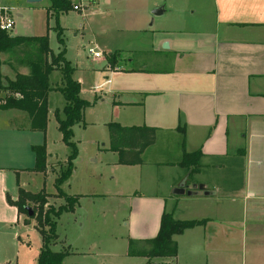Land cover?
I'll return each instance as SVG.
<instances>
[{
	"label": "crops",
	"instance_id": "0c3cea01",
	"mask_svg": "<svg viewBox=\"0 0 264 264\" xmlns=\"http://www.w3.org/2000/svg\"><path fill=\"white\" fill-rule=\"evenodd\" d=\"M137 7L149 12L162 7L161 15L172 7L179 15L169 25L149 12L140 26L130 16L116 18ZM100 8L110 20L102 31L104 40L111 38L104 49L107 56L116 53L105 58L99 70L104 81L94 86L104 89V98L97 99L110 111L102 127L116 122L157 129L141 164H119L109 136L98 148L112 167L127 168L136 181L132 199L148 222L145 233L133 229L129 238H153L163 212L176 220H205L173 236L175 257L129 256L126 243L123 258L132 264H264V0H93L90 9ZM190 8L201 16L183 18ZM126 32L133 38L113 46L114 39H127ZM1 116L12 123H0V146L10 139L16 154L0 153V174L11 178L1 181L0 194L2 199L9 190L14 201L19 189L30 192L18 179L37 172L31 170V147L43 143L38 137L43 133L30 130L22 111L0 110ZM196 151L198 168L190 173L183 152ZM20 156L25 163H9ZM180 186L184 193L174 194ZM103 253L104 259L113 258Z\"/></svg>",
	"mask_w": 264,
	"mask_h": 264
},
{
	"label": "rangeland",
	"instance_id": "374dc122",
	"mask_svg": "<svg viewBox=\"0 0 264 264\" xmlns=\"http://www.w3.org/2000/svg\"><path fill=\"white\" fill-rule=\"evenodd\" d=\"M74 1L76 0L70 2ZM169 3L172 2L167 4ZM48 6V0L40 2L0 0V16H7L12 20L13 27L9 31L11 34L47 35L48 46L54 55L62 49L57 33L60 30L66 49L64 58L73 68L70 77L79 83V98L91 105L82 111V121L71 127L72 135L68 141L74 144L76 152L70 159L74 154L73 146L65 142L58 128V120L65 119L63 110L65 99L60 90L65 81L61 70L53 69L48 74L51 90L47 96L46 128L40 136L37 134L33 136L42 138L45 145V170L20 174L18 182L21 187L32 193L43 191L47 194L44 211L56 212L60 206L65 205L64 195L78 196L72 210H64L55 218L57 238L52 240L51 249L67 254L74 252L73 255L66 254L61 264H132L123 258L122 253L125 244L132 240L129 238L131 230L145 233L144 226L148 222L146 211L138 208L136 201L132 199L131 193L136 188V181L127 168L112 167L108 154H98V148L108 143L106 141L108 131L102 127V123L109 118L110 111L107 105L98 100L104 98V89L102 92L94 90V86L104 81V76L99 70L105 65V58L108 59L104 45L106 40L111 38L105 37L104 40L102 31L106 26L109 12L103 8L94 12V9L90 8L83 11H74L70 8L56 16L48 12ZM147 8L124 9V13H117L116 18L130 16L137 21L136 26H140L147 18L149 12ZM172 9L169 7L156 21L169 25L175 15H179L173 13ZM194 9H186L182 17L188 19L200 17L199 9L190 14ZM109 22L110 20L108 24ZM125 35L127 39H114L113 46L115 42L122 44L125 40L133 38L129 32ZM90 49L99 51L102 54L100 58H94L89 53ZM20 56L18 51L0 55L2 76L12 79L14 73L18 71L28 73V68L17 63ZM135 64L136 62H132L131 66ZM2 84L5 85V80H2ZM3 95L4 93L0 91V102ZM0 123L10 125L12 119L10 116H1ZM4 150L11 155L16 154L10 139L5 146L3 144L0 146L1 154ZM69 160L72 164L71 171L57 184V179L65 175L69 168ZM11 162L15 165L23 164L25 158L15 157L11 161L9 159V163ZM11 177L15 179L14 174H11ZM6 180L11 181V178L5 171L0 174V183ZM7 192L5 190L2 192V199L0 194V264H37L42 247V236L37 221L33 218L34 215L29 217V212L19 214V218L16 219V210L13 208L15 206L8 199L11 192L9 190ZM131 206L134 207L132 215L129 213ZM28 209L34 214L38 211L36 204H32ZM103 252L112 253L113 258L104 259Z\"/></svg>",
	"mask_w": 264,
	"mask_h": 264
},
{
	"label": "trees",
	"instance_id": "16d2710c",
	"mask_svg": "<svg viewBox=\"0 0 264 264\" xmlns=\"http://www.w3.org/2000/svg\"><path fill=\"white\" fill-rule=\"evenodd\" d=\"M48 12L58 15L62 11L71 8L70 0H48ZM58 33V42L62 49L54 55L49 46L47 35L42 36H21L12 35L9 31L0 29V55L18 51L21 56L17 63L28 68V73L16 72L12 79L1 75L0 91L4 93L0 102V110H18L26 113L30 119V130L44 133L47 121V96L51 87L48 83V74L53 69L61 70L64 78V85L60 89L64 99V120H58V128L67 144L73 146V156L76 148L68 140L72 135L71 127L82 121V111L91 103L79 98V83L70 77L69 63L65 60V46L61 38V31ZM116 53L108 56L111 60ZM62 64V68L60 65ZM5 80V85L2 84ZM94 103V102H93ZM109 136V150L118 155V163L121 165H137L142 163L141 155L144 150L155 142L156 131L154 127L147 126H121L116 122L106 124ZM35 157L32 171L41 172L45 170L46 150L45 145L31 147ZM200 152H183L182 164L193 168L190 173L198 168ZM191 162V163H188ZM69 168L65 175L57 179L56 183L69 175L72 164L68 161ZM47 194L43 191L30 193L23 189L18 190L16 200L8 197L9 202L16 207L18 214H28L27 208L36 204L37 210L33 218L36 219L39 231L42 236V247L38 254L37 264H61L66 252H55L50 245L52 240L57 238L55 232V218L64 211L72 210L78 201V196L65 197V205L55 211L43 210ZM32 217V216H31ZM27 221V220H25ZM205 220H176L170 212H163L160 217V224L157 234L150 239L129 240L127 254L129 256L153 257H175L177 244L173 239L174 235L181 234L185 229L203 224Z\"/></svg>",
	"mask_w": 264,
	"mask_h": 264
},
{
	"label": "built area",
	"instance_id": "2783aa9c",
	"mask_svg": "<svg viewBox=\"0 0 264 264\" xmlns=\"http://www.w3.org/2000/svg\"><path fill=\"white\" fill-rule=\"evenodd\" d=\"M92 1L93 0H76L73 3H71V8L74 11H83L85 9L91 8ZM12 27H13V22L9 17L0 16V29L1 30L10 31ZM89 53L92 54L94 58H98L102 55L99 51H94L93 49H90Z\"/></svg>",
	"mask_w": 264,
	"mask_h": 264
},
{
	"label": "water",
	"instance_id": "95a60500",
	"mask_svg": "<svg viewBox=\"0 0 264 264\" xmlns=\"http://www.w3.org/2000/svg\"><path fill=\"white\" fill-rule=\"evenodd\" d=\"M27 1H28V2H40L41 0H27ZM151 13H152L154 16L161 15V14L163 13V8L160 7V8L153 9ZM163 47L166 48V47H167V44L165 43V44L163 45ZM199 189L201 190V189H202V186H199ZM184 191H185L184 186H180L179 188H177V189L174 191V194H183ZM187 194H188V195H193L194 192H193V191H188ZM204 194L207 195V194H209V193H208L207 191H205ZM27 210H28V212H29V214H28L29 217H31L32 214H33L32 211H31L30 209H28V208H27Z\"/></svg>",
	"mask_w": 264,
	"mask_h": 264
}]
</instances>
